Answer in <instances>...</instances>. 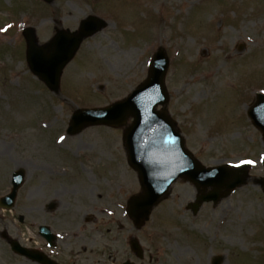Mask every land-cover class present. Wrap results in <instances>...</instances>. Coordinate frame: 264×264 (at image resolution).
<instances>
[{
	"label": "rangeland",
	"instance_id": "rangeland-1",
	"mask_svg": "<svg viewBox=\"0 0 264 264\" xmlns=\"http://www.w3.org/2000/svg\"><path fill=\"white\" fill-rule=\"evenodd\" d=\"M89 16L106 26L83 42L63 72L60 94L51 93L28 68L22 30L34 27L44 44L54 29L78 31ZM4 25L9 32L0 35V198L10 191L15 170H25L26 181L15 207L0 209V264H32L12 252L4 233L38 248V226L53 227V221L64 236L54 256L63 264H119L129 257L127 242L134 236L145 251L136 264H212L216 256L222 264H264V194L257 185L264 176V144L246 118V106L264 91V0H55L53 6L0 0ZM15 25L19 33L11 31ZM160 47L170 57L166 110L186 149L205 167L232 168L249 159L253 168L248 183L195 215L188 205L197 189L179 180L136 230L120 211L114 219L99 212L118 211L115 198L126 207V196L141 193L137 174L127 166L122 128L91 127L75 137L66 129L78 108H103L127 97L147 79ZM193 67L199 72L192 73ZM97 163L114 171L94 169ZM52 196L63 202L71 197L73 206L83 199L88 210L42 215L40 207ZM93 214L100 216L96 224L108 226L96 230L95 223H85Z\"/></svg>",
	"mask_w": 264,
	"mask_h": 264
},
{
	"label": "water",
	"instance_id": "water-1",
	"mask_svg": "<svg viewBox=\"0 0 264 264\" xmlns=\"http://www.w3.org/2000/svg\"><path fill=\"white\" fill-rule=\"evenodd\" d=\"M102 26V21L89 18L82 23L81 36L70 38L64 33H59L56 41L58 39L57 44L60 45L57 52L51 56H46L44 50L35 45L29 34V63L33 72L44 79L49 87L56 88L62 68L73 57L82 38L94 34ZM167 69L166 59L159 53L154 59L148 80L128 99L108 109L76 112L69 129L70 133H77L88 125H122L130 116L134 117L135 121L127 130L124 139L129 152V162L139 172L144 191L143 195L132 199L129 204L130 216L140 225L149 220L152 209L178 178L183 177L198 188L213 187L211 194L199 199L201 202H217L244 184L247 176V166L237 170L227 167H202L184 149L183 141L174 130L166 112L155 111L158 105H166L168 100L164 85ZM263 107L264 99H260L251 113L254 122L261 126L264 123ZM15 179L19 182L15 185L13 193L1 201V205L13 206L22 176L19 174ZM133 205H136V209ZM195 206L197 210L200 204ZM135 249H138L137 244ZM14 250L28 255L17 245H14ZM214 264H220V260H215Z\"/></svg>",
	"mask_w": 264,
	"mask_h": 264
},
{
	"label": "flooded vegetation",
	"instance_id": "flooded-vegetation-1",
	"mask_svg": "<svg viewBox=\"0 0 264 264\" xmlns=\"http://www.w3.org/2000/svg\"><path fill=\"white\" fill-rule=\"evenodd\" d=\"M43 169H41V173H40V177H42L43 175ZM49 174L51 175H56V173H54V170H51L49 169ZM58 175V174H57ZM44 185H43V181H42V186L41 188L43 189ZM66 189V188H65ZM58 194V193H57ZM72 194H74V192L72 191ZM59 195V194H58ZM55 197H51L49 199H47V203L43 204L41 207H40V211L42 212V215H50V216H54V215H61V212H64V213H67L69 214L70 211L73 210V208L75 207L76 210H78L79 212H82L85 213L88 209L85 208V204H82V201L83 199H78L76 202L78 203V205L76 206H73V203L75 202V200H71V197L67 198L65 200V202L61 201V200H54ZM54 203V207H52V204ZM113 206L117 207L119 210L118 211H115L114 209H106L104 207L102 208H99V212L102 213V214H105L106 216L108 217H111L112 219L115 218V216L117 215V213L120 211V214L123 213V210L122 208L118 207L119 204L117 203V199L115 198V201L113 203ZM120 206H123L122 203ZM94 214L98 213V209L95 207V208H92ZM94 214H93V217L91 218L92 221H94L95 225H96V229L99 230L101 227H104L106 225H101V224H96L98 219L100 218V216H95L94 217ZM100 215V214H99ZM70 217V216H69ZM53 220H54V217H53ZM51 220V222L53 221ZM40 225H43V224H40ZM54 234H61L57 228V225L56 223L53 221V227L51 225H48ZM121 230H123V228H121ZM7 237V236H6ZM40 240H41V244L42 246H47L48 243L44 240L43 237H40ZM59 241V238L56 239L55 243H54V247H52L54 250H57L59 248V245L61 242H58ZM128 251V254L129 256H132V252L130 249H127Z\"/></svg>",
	"mask_w": 264,
	"mask_h": 264
},
{
	"label": "snow or ice",
	"instance_id": "snow-or-ice-1",
	"mask_svg": "<svg viewBox=\"0 0 264 264\" xmlns=\"http://www.w3.org/2000/svg\"><path fill=\"white\" fill-rule=\"evenodd\" d=\"M0 31H6V29H0ZM61 140L64 139V137L60 138ZM241 163H252L251 161H242Z\"/></svg>",
	"mask_w": 264,
	"mask_h": 264
}]
</instances>
